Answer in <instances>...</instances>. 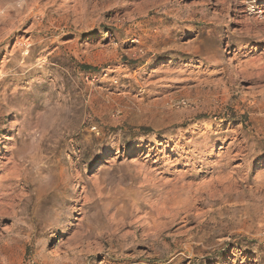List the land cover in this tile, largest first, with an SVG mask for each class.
<instances>
[{
  "label": "rangeland",
  "instance_id": "1",
  "mask_svg": "<svg viewBox=\"0 0 264 264\" xmlns=\"http://www.w3.org/2000/svg\"><path fill=\"white\" fill-rule=\"evenodd\" d=\"M0 264H264V0H0Z\"/></svg>",
  "mask_w": 264,
  "mask_h": 264
},
{
  "label": "bare ground",
  "instance_id": "2",
  "mask_svg": "<svg viewBox=\"0 0 264 264\" xmlns=\"http://www.w3.org/2000/svg\"><path fill=\"white\" fill-rule=\"evenodd\" d=\"M213 187H214V185H213ZM197 208V207H196Z\"/></svg>",
  "mask_w": 264,
  "mask_h": 264
}]
</instances>
